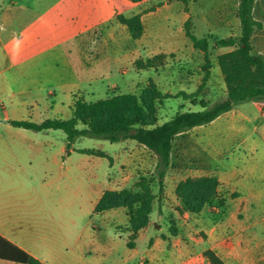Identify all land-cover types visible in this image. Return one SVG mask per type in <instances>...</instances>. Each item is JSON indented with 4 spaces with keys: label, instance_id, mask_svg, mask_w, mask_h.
Masks as SVG:
<instances>
[{
    "label": "rangeland",
    "instance_id": "rangeland-1",
    "mask_svg": "<svg viewBox=\"0 0 264 264\" xmlns=\"http://www.w3.org/2000/svg\"><path fill=\"white\" fill-rule=\"evenodd\" d=\"M236 9V0H0V118L67 119L76 96L98 100L132 93L142 102L144 99L151 103L153 110H147V114L161 123L177 111L199 109L201 99L209 103L224 99L226 86L217 55L233 47H216L215 42L219 37L240 35ZM118 14H140L143 34L133 39L126 25L118 21ZM254 16L263 27L253 35V52L264 53V0H256ZM188 17L196 36L205 37L209 43L210 64L204 83L203 51L192 45L183 29ZM160 53L166 55L165 64L148 66L147 59ZM150 80L161 92L160 97L151 98L146 92ZM262 106L264 99L238 105L250 123L233 137H221V127L209 124L176 136L162 195L156 181H148L156 156L135 140L111 142L78 136L71 146L101 150L106 156H73L75 160L84 159L86 177L94 176L102 182L109 174L130 175L125 188L135 191L140 190L141 183L146 184L153 196L150 215L156 218L157 225L151 224V229L156 234L166 237L170 229L188 230L189 224L198 238L206 239L210 228L219 223V200L224 205L221 214L230 212L240 199L248 198L258 183L259 171L247 148L259 140L255 130L264 122ZM50 132L65 138L60 129ZM190 146L196 160L188 155ZM197 161L207 164L206 173L219 176L221 183L209 211L204 209L201 216L192 213L184 229H180L179 224L186 220V209L174 201L173 185L179 178L200 173ZM68 196L76 202L68 209V222L53 223L55 231L63 235L67 232L72 238V232L84 227L86 232L111 229V213L104 217L101 213L93 215L87 226L85 207H78V195L70 190ZM238 217L244 218V214L239 212ZM241 230L251 232L255 240L261 232L247 223L241 225ZM138 243L144 249L148 239L140 237ZM225 264H264V254L245 251Z\"/></svg>",
    "mask_w": 264,
    "mask_h": 264
},
{
    "label": "crops",
    "instance_id": "crops-1",
    "mask_svg": "<svg viewBox=\"0 0 264 264\" xmlns=\"http://www.w3.org/2000/svg\"><path fill=\"white\" fill-rule=\"evenodd\" d=\"M240 103L209 123L212 127H221V137L229 138L242 133L250 123L249 116L238 108ZM261 112L264 115L262 108ZM12 119L17 118H0V237L42 263L211 264L204 255L205 250L211 249L225 264L238 259L245 251L254 250L264 254V122L261 128L255 130L258 142L247 148L252 152L254 166L259 171L258 183L248 198L239 200L234 210L221 214L224 205L220 207L219 223L210 228L206 239L198 238L190 230L189 224L186 225L188 230H178L175 235L169 233L163 237L151 229V224H157L156 218L150 215L148 224L137 231L134 246L129 247L127 242L131 232L128 230L125 207L101 212V217L111 213V229L108 231L86 232L84 227L72 232L70 238L67 232L63 235L55 231L53 223L59 220L68 222V209L76 202L68 196L72 190L78 195V207H85L84 216H87L88 226L96 214L93 210L104 190L127 187L130 175L109 174L102 182L95 180L94 176L86 177L84 159L78 157L75 160L73 156L83 152L73 146L68 148L66 135L59 139L51 134V129L34 131L13 126L9 122ZM195 129L193 127L178 135ZM187 152L195 159L192 147ZM198 163L201 172L194 175L212 176L206 173L207 164ZM216 177L221 183L219 176ZM183 179L175 181L173 192ZM173 194L174 201L179 203L175 192ZM209 206L206 204L196 215L201 216L204 209L208 212ZM239 212L244 214V218L238 217ZM192 215L185 211L186 220L179 224L180 229H184ZM245 223L261 230L257 240L251 232L241 230V225ZM93 227L100 229L98 225ZM140 237L148 239L144 249L139 248ZM0 264L25 263L0 259Z\"/></svg>",
    "mask_w": 264,
    "mask_h": 264
},
{
    "label": "trees",
    "instance_id": "trees-1",
    "mask_svg": "<svg viewBox=\"0 0 264 264\" xmlns=\"http://www.w3.org/2000/svg\"><path fill=\"white\" fill-rule=\"evenodd\" d=\"M236 1L240 35L238 37L234 35L219 37L215 42L216 47H233V49L217 55V63L226 86L224 99L213 103L201 99L199 101L201 109L177 111L168 120L156 123L147 114V110H153L151 103H147L144 99L142 102L140 97L135 94L123 93L98 100H87L82 96H76L72 103L71 117L67 119L59 117L45 118L41 121L12 119L9 122L13 126L34 131L60 129L65 132L68 148L78 136L98 137L111 142L126 139L135 140L151 150L156 156L154 169L148 181H156L159 195H162L176 135L193 127L209 124L221 114L230 111L237 103L264 99V53H254L252 44L255 31L261 29L263 23L254 16L256 0ZM117 19L126 25L133 39H137L143 34L144 25L140 14L131 16L118 14ZM183 29L192 45L203 51L202 69L205 74L202 83H204L208 77L210 64L209 43L205 37L196 36L190 17L185 19ZM165 58V54H157L147 59V65L150 67L162 66L165 64ZM145 90L151 98H158L162 95L152 80L149 81ZM262 111L264 112V106H262ZM78 124H81L82 127H78ZM79 151L106 156L101 150L80 149ZM139 186L140 190L136 191L130 188L104 190L93 210V213L99 214L112 208H126L128 230L131 232L127 242L129 247L134 246L137 231L148 224L152 211L153 196L148 192L146 184L141 183ZM218 186L219 180L214 175L189 176L178 182L175 194L186 211L198 214L206 204L212 205ZM219 206H223L222 200H219ZM176 232L175 229H170L171 234L175 235ZM204 255L211 264H224L211 249L205 250ZM0 259L25 264H44L1 237Z\"/></svg>",
    "mask_w": 264,
    "mask_h": 264
}]
</instances>
